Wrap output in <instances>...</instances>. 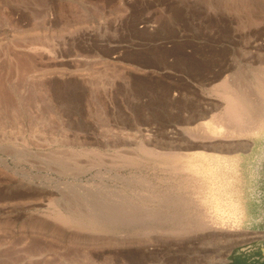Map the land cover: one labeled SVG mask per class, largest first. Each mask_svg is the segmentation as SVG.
<instances>
[{"label":"rangeland","instance_id":"rangeland-1","mask_svg":"<svg viewBox=\"0 0 264 264\" xmlns=\"http://www.w3.org/2000/svg\"><path fill=\"white\" fill-rule=\"evenodd\" d=\"M262 70L264 0H0V264H264V128L216 141L237 152L191 135L215 84ZM202 153L230 183L176 166ZM204 195L244 218L220 229Z\"/></svg>","mask_w":264,"mask_h":264},{"label":"bare ground","instance_id":"bare-ground-1","mask_svg":"<svg viewBox=\"0 0 264 264\" xmlns=\"http://www.w3.org/2000/svg\"><path fill=\"white\" fill-rule=\"evenodd\" d=\"M263 30V29H262ZM228 70V69H227ZM262 71H264V70H262ZM258 72V71H257ZM256 72V74L254 73V81L252 82V86L254 87V89L250 92L249 91V89L247 88H245L244 86H246V84H248V82L244 85V86H241V84H240V81L242 80V78H241V80L238 82V84L239 85H237L235 82V84L233 83H231L232 82V77H235V76H231L230 77V79H231V81H229V80H227V79H223L220 83H218V85L217 84H215V86L214 87H216L215 89H216V91H218V92H216V93H218L219 94V96L222 98V100H223V105H221L222 106V108H223V111H221V112H219L218 114H216L214 117V119H215V121H213V123H211V124H214V128L212 129L211 127H208V126H204L201 130H199V131H197V132H195V134H194V131L193 130H195V129H191V131L190 132H192L191 133V135L192 136H194L195 137V139L197 140L198 139V141H200L201 143H202V145L204 146V148H209V149H212L213 151H216V152H218V151H222V150H224L223 148H222V146H235V149H233V152H237V150H239L240 149V147H241V149H243V147H247L248 148V145H249V143L248 142H246V141H238L237 143H236V141H235V144H223V143H220V142H216L217 140H219V138H222V139H226V137L227 138H231V137H233L234 138V136H236L237 137V135H249V134H258L263 128H264V73L262 74V73H260V74H258ZM236 76H237V74H236ZM234 79H236V78H234ZM238 79H240V78H238ZM252 79V80H253ZM244 80V79H243ZM250 81V80H249ZM218 82V81H217ZM217 85V86H216ZM248 86V85H247ZM249 87V86H248ZM250 87H251V85H250ZM249 87V88H250ZM213 89V88H212ZM215 93V94H216ZM222 103V102H221ZM221 103H219L218 105H220ZM215 105V104H214ZM220 106V107H221ZM221 108V109H222ZM218 110H219V108H217ZM216 113V112H215ZM214 113V114H215ZM203 118V117H202ZM217 118V119H216ZM210 121V120H209ZM199 128V127H198ZM196 130H198V129H196ZM202 131V132H201ZM198 132H199V134H198ZM199 135H197V134ZM190 134V133H189ZM190 135V136H191ZM255 136V135H254ZM256 137V136H255ZM192 139H194V138H192ZM242 139V138H241ZM240 139V140H241ZM258 139H259V137H258ZM263 139V138H262ZM231 140V139H230ZM235 140H236V138H235ZM237 140H239V139H237ZM194 141V140H193ZM233 141V140H232ZM231 141V142H232ZM208 142H210V143H208ZM222 142V141H221ZM228 142H230V141H228ZM196 143V142H195ZM227 143V142H226ZM261 144H262V142H260ZM200 144V143H199ZM199 144H197V147H199L198 145ZM264 145V144H263ZM251 146V145H250ZM144 148V147H143ZM142 148V149H143ZM231 148H233V147H231ZM231 148L228 150V152L227 153H230L229 151L231 150ZM257 148H258V146H257ZM260 148V147H259ZM263 148V147H262ZM245 149V148H244ZM244 149H243V151H244ZM144 150H147V149H145L144 148ZM246 150V149H245ZM148 151V150H147ZM259 151V150H258ZM146 152V151H145ZM156 152V151H155ZM158 152V151H157ZM156 152V153H157ZM232 152V153H233ZM149 153H151V151H149ZM148 153V154H149ZM226 153V152H225ZM152 154H153V152H152ZM174 154V153H173ZM213 154V153H212ZM204 154V153H202V154H199V155H196V156H200V157H202L203 159H204V162H203V164L204 165H201V163H200V165L199 164H197V161H199L198 160V158H197V160H193V157L192 158H188V159H183L182 160V162H180V164L179 163H177L178 165H176V166H179V165H182V167H179V168H181V171H189V172H193V173H201V177H202V179H203V176L202 175H204L205 174V172L208 174V176L210 175L211 177H212V181L210 182V185H212V186H216V184H219L220 182H226V184H228V183H230L231 181H229V180H227V178L225 179V174H223V172L226 170L227 171V169H228V167H226V166H228L227 165V163L228 162H233L234 161V158L233 157H224V156H221V155H218L217 153H215V154ZM176 155V154H175ZM194 155V154H193ZM233 155V154H232ZM167 156H169L170 157V155L168 154ZM187 156V155H186ZM254 156V155H253ZM235 157H236V153H235ZM255 157V156H254ZM64 158V157H63ZM69 159V158H68ZM129 159H132V158H129ZM182 159V158H181ZM194 159H196V158H194ZM125 160V159H124ZM240 160V159H239ZM244 160V159H243ZM252 159H250V161H251ZM126 161V160H125ZM127 161H128V159H127ZM129 161H131V160H129ZM253 161H254V159H253ZM252 161V162H253ZM162 162V161H161ZM160 162V163H161ZM200 162V161H199ZM236 162H237V160H236ZM239 162V161H238ZM128 163V162H127ZM164 163H162L161 164V166L163 165ZM171 164V163H170ZM233 164V163H232ZM231 164V165H232ZM254 164V163H253ZM164 165H166L167 166V164H164ZM169 165V164H168ZM173 165V164H172ZM171 166V165H170ZM174 166H175V163H174ZM224 167H226L227 169H223ZM240 167V166H239ZM253 167V166H252ZM251 167V168H252ZM176 168H178V167H176ZM176 170V169H175ZM180 169H178V171H179ZM208 170H210L209 172H207ZM232 170V169H231ZM230 170V171H231ZM237 170H238V168H237ZM236 170V171H237ZM173 171H174V169H173ZM177 171V172H178ZM240 171V170H239ZM251 171H252V169H251ZM261 171V170H260ZM174 173H176V172H174ZM179 173H181L182 174V172H179ZM233 173H235V172H233ZM184 174V173H183ZM183 174H182V176H183ZM187 173H185V175H186ZM227 174V173H226ZM236 174V173H235ZM253 174V173H252ZM254 174H255V172H254ZM253 174V175H254ZM190 175V174H189ZM188 175V176H189ZM187 176V175H186ZM239 176V175H238ZM241 176V175H240ZM247 176H249V175H247ZM246 176V177H247ZM173 177V176H172ZM175 177V176H174ZM191 177H193V176H191ZM191 177H189V179L191 180ZM217 178L218 177V180H216L217 181V183H216V181L214 180V178ZM235 177V176H234ZM234 177H232V178H234ZM237 177V176H236ZM183 178V177H182ZM215 178V179H216ZM230 178V177H229ZM231 178V179H232ZM193 179V178H192ZM208 179V178H207ZM206 179V180H207ZM211 178H209V180H210ZM238 179V178H237ZM240 179V178H239ZM247 179V178H246ZM251 179V178H250ZM187 180V179H186ZM189 180V181H190ZM197 180V179H196ZM214 180V181H213ZM226 180V181H225ZM188 181V180H187ZM203 181V180H202ZM238 181V180H237ZM183 182V181H182ZM198 182H200V181H197V183ZM208 182V181H207ZM186 183H188V182H186ZM191 183V182H190ZM196 183V182H195ZM196 183V184H197ZM201 183V182H200ZM233 183V182H232ZM235 183V182H234ZM239 183V182H238ZM244 183V182H243ZM246 183V182H245ZM248 183V182H247ZM193 185H194V183H192ZM203 184H205V181H204V183ZM207 184V183H206ZM180 185V184H179ZM185 185V184H184ZM201 185V184H200ZM200 185H199V183H198V185L197 186H199L200 187ZM208 186V185H207ZM237 186V185H236ZM264 186V185H263ZM196 187V186H195ZM203 187V186H202ZM205 187H206V185H205ZM204 187V188H205ZM178 188V187H177ZM194 188V187H193ZM204 188H202L203 190L202 191H205L206 192V190L204 189ZM225 188V187H224ZM235 188V187H234ZM234 188H233V191H234ZM238 188V187H237ZM249 188V187H248ZM192 189V188H191ZM196 189H198V188H196ZM196 189H194L195 190V192L197 191ZM200 189V188H199ZM198 189V190H199ZM210 189V188H209ZM209 189H207V190H209ZM227 189V188H226ZM225 189V190H226ZM178 190V189H177ZM176 190V191H177ZM181 190V189H180ZM201 190V189H200ZM236 190V189H235ZM210 191V190H209ZM229 191V190H228ZM191 192V191H190ZM200 192V191H199ZM211 192V191H210ZM189 193V192H188ZM192 193H193V191H192ZM191 193V194H192ZM196 193H198V192H196ZM201 193V192H200ZM203 193V192H202ZM208 193V192H207ZM212 193V192H211ZM230 193V192H229ZM194 194V193H193ZM210 194V193H209ZM222 194V193H221ZM232 194H233V192H232ZM257 194V193H256ZM259 195V194H258ZM168 196H169V194H168ZM190 196V195H189ZM192 196V195H191ZM190 196V197H191ZM205 196V195H204ZM208 196V195H207ZM206 197V196H205ZM201 197L202 199L201 200H204V202H207V204H208V206L206 207H204L203 208V210L204 209H206L207 208V210H208V212H207V210H206V213H203V215L204 216H209V214H210V217H216V223H218V222H220L222 225H221V228L220 229H222V226H223V223L222 222H224L225 221V219H226V222L229 220L230 221V223L231 222H233V223H238V222H240L241 220H242V218H244V213H243V210H241V208L239 207V205H238V203L237 202H235L234 201V199L233 198H230L229 196H224V195H219V196H217V195H215L214 197ZM229 197V198H228ZM159 198H161V197H159ZM189 198V197H188ZM187 198V199H188ZM191 198H194V196L193 197H191ZM197 198V197H196ZM199 198V197H198ZM166 200V199H165ZM186 200V199H185ZM199 200V199H198ZM213 200H214V202H213ZM194 201H195V199H194ZM209 201V202H208ZM237 201V200H236ZM180 202V201H179ZM115 203V202H114ZM174 203V202H173ZM201 203V202H200ZM200 203H198L199 204V207H201L200 206ZM175 204V203H174ZM197 204V205H198ZM134 205V204H133ZM133 205H130V206H132V208H134L133 207ZM204 205H206V204H204ZM203 204H202V206H204ZM247 205V204H246ZM242 206V205H241ZM91 207V206H90ZM65 208H67V207H65ZM131 208V207H130ZM131 208V209H132ZM183 208V207H182ZM198 208V207H197ZM93 209V208H92ZM135 209V208H134ZM184 209V208H183ZM70 210V209H69ZM116 210H118L117 212H116V214L118 215V214H122V212H123V210H122V212H120V209H118V208H116ZM133 210V209H132ZM131 210V211H132ZM188 210V209H187ZM196 211H198L197 209H196ZM201 211V210H200ZM72 213H73V211H71ZM77 212V211H76ZM89 212V211H88ZM93 212V211H92ZM113 213H114V211H112ZM180 212V211H179ZM186 211H184V213L183 214H185L186 215V213H185ZM78 213V212H77ZM189 213V212H188ZM187 213V214H188ZM199 213V212H198ZM57 215H58V218L59 219H61V220H64V218L65 219H70L71 218V216H72V214H71V216H70V218H66V217H63V219L59 216L60 214H58V212L56 213ZM55 214V215H56ZM64 214V213H63ZM76 214V213H75ZM81 214V213H80ZM105 214V213H104ZM115 214V213H114ZM121 214H120V217H121ZM213 214V215H212ZM66 215H68V214H66ZM65 214L63 215V216H66ZM185 215H183V216H185ZM195 215V214H194ZM82 216V215H81ZM113 216V215H112ZM119 216V215H118ZM182 216V217H183ZM188 216V215H187ZM203 216V217H204ZM77 217V216H76ZM84 217H86V216H84ZM83 217V218H84ZM89 217H91V216H89ZM94 217V216H93ZM96 217V216H95ZM189 218H190V216H188ZM197 217V216H196ZM56 218V217H55ZM82 218V217H81ZM80 218V219H81ZM186 218V217H185ZM188 218V219H189ZM192 218H194L193 216H192ZM199 218V217H198ZM205 218V217H204ZM204 218H202V226H201V228L202 229H204V228H206V226L207 227H211V225H212V223H209V222H211V220H212V218H211V220H209V219H207L208 217H206L205 219ZM59 219H58V221H59ZM72 219H74V218H72ZM93 219V218H92ZM95 219V218H94ZM99 219V218H98ZM214 219V218H213ZM57 220V219H56ZM60 220V221H61ZM90 220V219H89ZM200 220V219H199ZM224 220V221H223ZM65 221V220H64ZM72 221V220H71ZM97 221V220H96ZM101 221V220H100ZM201 221V220H200ZM229 221H228V223H229ZM75 222H76V220H75ZM85 222H86V220H85ZM90 222V221H89ZM99 222V221H98ZM98 222H95V223H98ZM114 222V221H113ZM195 222V221H194ZM64 223V222H63ZM65 223H67V220H66V222ZM69 223V222H68ZM74 223V222H73ZM81 223L82 222H80V225L79 224H77V225H79L80 227H84L87 223H85V225H81ZM93 223V222H92ZM100 223V222H99ZM185 223H187V222H184V224ZM201 223V222H200ZM225 223V222H224ZM182 224V223H181ZM191 224H193V223H191ZM68 225V224H67ZM74 225H75V223H74ZM76 225V226H77ZM89 225L91 226V223H89ZM93 225V224H92ZM95 225V224H94ZM97 225V224H96ZM101 225V224H100ZM189 225V224H188ZM187 224H185V226H188ZM206 225V226H205ZM210 225V226H209ZM214 225V224H213ZM212 225V226H213ZM216 225V224H215ZM225 226H226V224H224ZM204 226V227H203ZM229 226V225H228ZM85 227H87V226H85ZM96 227H98V225L96 226ZM103 228L105 227V226H102ZM181 227V226H180ZM216 227V226H215ZM219 227H220V225H219ZM218 227V228H219ZM233 227V226H232ZM101 228V227H100ZM102 228V229H103ZM182 228V227H181ZM183 228H185V227H183ZM183 228H182V230H183ZM97 229V228H96ZM105 230H106V228H104ZM108 229V228H107ZM186 229H191L190 228V226H189V228H187L186 227ZM199 229H200V227H199ZM206 229H208V228H206ZM217 229V228H216ZM216 229H215V231H216ZM219 229V230H220ZM228 229V228H227ZM227 229H226V227H225V230H224V232L226 231V233L229 231H227ZM235 229V228H234ZM99 230H101V229H99ZM177 231H178V229H176ZM181 230V229H180ZM219 230H217V231H219ZM223 230H221V231H223ZM237 230V229H236ZM239 230V229H238ZM241 230V229H240ZM104 231V230H103ZM231 231V230H230ZM229 231V232H230ZM234 231V230H233ZM264 231V230H263ZM228 232V233H229ZM232 232V231H231ZM237 233V232H236ZM243 232H240V234H242ZM245 233H247V232H245ZM244 233V234H245ZM253 233H254V231H253ZM257 233V232H256ZM231 234V233H230ZM234 234H235V231H234ZM234 234H233V236H234ZM248 234V233H247ZM264 234V233H263ZM238 235H239V233H238ZM256 235V234H255ZM258 235V234H257ZM260 235V234H259ZM242 236H244V235H241V237ZM250 237V235H247V237ZM246 237V236H245ZM245 237L243 238V239H245ZM246 237V238H247ZM255 236L253 235V238H254ZM257 238H259V236H256ZM255 237V238H256ZM234 238V237H233ZM232 238V239H233ZM251 238H252V236H251ZM232 239H230V240H232ZM238 238H235V239H233L234 240V242H235V240H237ZM242 239V240H243ZM249 239V238H248ZM248 239H246V240H243V241H247ZM239 240V239H238ZM241 240V238H240V241H242ZM239 241V242H240ZM242 241V242H243ZM249 241V240H248ZM247 241V242H248ZM232 242V241H231ZM238 241H236V243H237ZM238 242V243H239ZM240 244V243H239ZM263 251H264V249H263Z\"/></svg>","mask_w":264,"mask_h":264},{"label":"crops","instance_id":"crops-1","mask_svg":"<svg viewBox=\"0 0 264 264\" xmlns=\"http://www.w3.org/2000/svg\"><path fill=\"white\" fill-rule=\"evenodd\" d=\"M212 264H224V263L221 261V257L218 256V258H216V259L212 262Z\"/></svg>","mask_w":264,"mask_h":264}]
</instances>
